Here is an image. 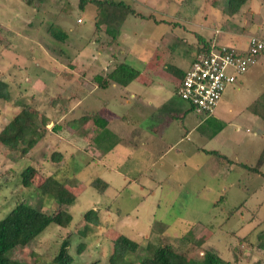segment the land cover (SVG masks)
Returning <instances> with one entry per match:
<instances>
[{"label": "rangeland", "instance_id": "1", "mask_svg": "<svg viewBox=\"0 0 264 264\" xmlns=\"http://www.w3.org/2000/svg\"><path fill=\"white\" fill-rule=\"evenodd\" d=\"M122 1L131 4L141 18L128 16L112 42L104 25L96 28L97 8L91 3L81 9L79 0H0V81L9 93V100L0 99V130L23 105L30 104L58 122L66 96L76 99L78 95L77 82L63 86V72L74 70V78L91 89V77L85 78L82 71L106 75L121 61L158 83L147 87L133 80L123 89H99L86 97L90 103L74 106L67 119L106 103L113 120L129 130L143 125L156 127L152 125L153 107L144 102L132 106L129 91L158 93L159 99L183 104L176 94L177 81L172 73L165 75L167 66L186 69L201 54L200 39L242 34L246 24L253 22L250 11H255L257 19L264 18L261 0L246 1L249 10L240 12V8L232 16L227 0ZM51 25L66 30L67 39L52 36L48 31ZM79 52L85 57H78ZM248 71L238 83L239 92L231 86L226 89L221 104L225 128L219 136L202 141L196 131L190 141L176 132L163 138L155 131L148 132L142 138L144 147L132 140L131 151L118 154L116 169L110 167L112 172L103 166L104 159H97L91 151L78 152L77 134L65 131L64 126L52 129L53 137L63 140L46 137L24 157L0 146V219L20 200L48 214L65 209L72 215L68 227L49 225L30 244L11 251L9 257L23 264H52L62 241L71 235V264H107L112 238L124 235L139 244V250L127 256L132 264L150 256L151 247L162 243L182 253L187 264H206L208 251L226 264H264V177L241 166L255 167L263 162L260 170L264 173V70ZM57 81L58 89L63 86L67 94L55 92ZM144 114L147 117L141 123L139 118ZM188 115L197 124L205 123L208 131L219 127L220 121L210 119L212 125L208 123L207 128L203 116ZM177 125L174 120L172 129ZM127 133L119 134L124 139ZM177 142L182 149L178 145L170 148ZM196 147L216 150L232 164ZM52 151L64 156L58 166L62 174L83 188L68 207L60 208L36 188L43 176L57 168L49 159ZM28 167L35 168V174L31 186L24 187L20 175ZM95 178L108 182V187L97 190L90 184ZM91 209L94 215L85 221L83 214ZM79 243L84 245L80 253Z\"/></svg>", "mask_w": 264, "mask_h": 264}, {"label": "trees", "instance_id": "2", "mask_svg": "<svg viewBox=\"0 0 264 264\" xmlns=\"http://www.w3.org/2000/svg\"><path fill=\"white\" fill-rule=\"evenodd\" d=\"M247 0H227V11L230 16L235 15L242 5ZM264 3V0H261ZM80 7L83 9L84 5L91 3L97 8V22L96 28L102 24L105 27L106 34L111 38L110 41L114 42L119 34V28L128 16L140 17L139 13L133 8L131 4L122 0H79ZM141 18V17H140ZM52 36L60 41L67 39L68 32L51 25L48 29ZM258 37V36H257ZM214 40L200 39L201 53H207L214 46ZM199 49V48H198ZM200 54V53H199ZM197 57V56H196ZM194 57V59L196 58ZM193 59V60H194ZM167 72L172 73L175 80L180 81L183 78L184 72L172 65L167 66ZM139 72L128 65L125 61H121L106 75L95 74L91 80L99 89H106L110 85L125 88L130 82L136 80ZM4 82L0 81V99L9 100V93L4 87ZM66 105L62 108L64 109ZM33 105H23L19 113H17L12 120L0 130V146L11 149L21 157L26 156L31 152L38 143L44 140L49 130L47 125L50 120L44 116ZM254 113L258 114L255 110ZM40 116V121L37 119ZM264 119V114L262 115ZM100 120L98 112H91L84 115L79 119H73L69 123L72 128L76 129L78 126H83L92 122L97 128H104L101 125L103 122ZM58 124H54L52 128L55 129ZM223 125H219L213 133L215 136L221 131ZM207 154H211L218 158L220 161L224 160L230 163L224 155L219 154L217 151L205 150ZM49 159L55 163L57 167L55 171L43 176L36 185L38 191L54 199L57 205L68 207L76 200L77 196L81 193L82 185H71V178L64 173L62 174L60 165L62 155L60 152L53 151ZM261 164H259L260 166ZM247 170L257 173L264 177L260 171L259 166L248 167L242 165ZM35 169V168H34ZM33 168H26L21 173V184L24 187H30L35 171ZM97 190L103 191L107 188V183L100 178H95L91 183ZM94 210L91 209L83 214L85 221L91 220L94 215ZM72 221V215L65 209H58L52 214H48L37 206H33L23 200L14 204L11 210L0 219V264H23L19 261L13 260L9 257V253L17 247H24L30 244L34 239L41 235L44 230L51 224L61 228H66ZM98 219H95V224ZM70 236L64 239L58 249L57 255L53 258L52 264H71L74 257L69 253ZM247 239V238H246ZM84 248L81 243L77 244V251L80 253ZM139 250V244L129 239L124 235H117L112 238L111 249L107 258V264H132L127 256L136 253ZM152 254L140 259L138 264H187L186 257L175 250L173 246L167 243H162L151 247ZM206 264H226L216 253L207 252ZM195 264V263H194Z\"/></svg>", "mask_w": 264, "mask_h": 264}, {"label": "crops", "instance_id": "3", "mask_svg": "<svg viewBox=\"0 0 264 264\" xmlns=\"http://www.w3.org/2000/svg\"><path fill=\"white\" fill-rule=\"evenodd\" d=\"M247 1H250V0H247ZM247 6H249V4L242 6L240 9V12H244L245 10H247L248 9ZM254 13H255V11H250L253 22L246 24V27L242 30V34L233 36L232 33H228V34H226V36L222 35L218 39H214V41H215L214 44L219 45V46L222 45V46L235 47V48L241 49V48L245 47V41L252 34H255L258 37L264 39V30H262V28H263L262 26L264 25V22H263L264 18L262 16V18L257 19V17H255L256 14H254ZM229 37H233V39H235V41L232 38H231L232 39L231 40ZM77 55H78V57H82V58L85 57L84 52H79ZM187 68L184 70H182L180 68H177V69H180L182 71H186ZM254 70H255V73H258V71H260V70H264V57H261L258 60V63L255 66L250 68V71H254ZM248 72L249 71H247L246 74ZM165 73H167V74H165ZM165 73H163V74L168 76L169 73L166 71H165ZM74 74H75L74 70H72L70 72H67V71L63 72L62 77L64 76V78H65V80H64L65 83L63 84V86L65 88H67V87H70V85L72 83L77 82L78 86L75 89L76 91H78L77 98L76 99H68L69 97L66 96V98H67V99H65L66 104L65 103L63 104V106L64 105H66V106L63 109L64 111H62L63 113L60 112L59 121L54 122L53 120L50 119V122L47 125V129L49 130V134L47 137L50 136L51 140L53 138H55V137H53V136H55V133H53V131H52V129L54 130V128H52L54 124H58L61 127L64 126L65 131L68 130V132H70V134H73V133L77 134L78 140L75 141L77 151L79 150L78 152H83V153H85V152L88 153L91 151V153L97 159H104L103 160V166L107 165L109 167V172H112V168L116 169V166H114V164H115V161L117 162V160H118L117 156L119 153L124 155L125 153H129V151H131L132 148H130L131 147L130 145H132V140H134V141L138 140V141H140L141 146H143V147L145 146V144L142 141V138L143 137L146 138L149 135L148 132L155 131V133L157 132L158 134H160V137H162V138L164 136H166L167 134L169 135V137H172L170 132L172 134H174L176 132V135H179L180 137H183V138L188 136L190 141H192V132L197 131L199 139H201L202 141H206L207 139H214L217 136H219L222 133L223 129L225 128V124H224L225 122H222V120H223L222 117L224 116L223 115L224 113L221 109L222 108L221 104L223 103L225 93L223 95L221 102L215 108L214 112L209 116H204V115H201V114L197 113L196 111H194L187 103H185L181 99L180 100L183 102V104L176 103V102L172 101V99H169V98L159 99L160 96H158V93L150 94V93L143 92V93L138 94V93H134L132 91H129L131 100L134 101V105H132V106H135L136 103H143L144 102L146 105L153 107V109L155 111H154L153 116H152V119L154 120V121H152V123H153L152 125L156 124L157 125L156 127L150 126L149 129H147V127L143 125L140 128H135V130H132V129L129 130V128L127 129V127L123 123H118L117 121L113 120L115 118L112 115L111 108L105 103V104H103L104 106H102L100 109L91 110V111L84 110L83 113L78 118H73V119H79L80 117H82L84 115H88L91 112H98L99 116H100V120L103 122L101 125H104V128H97L95 124L90 122V123L85 124L83 126H78L76 129H74V128H72V126L69 123L73 119L68 120L67 114H69L71 112L73 113L74 106L85 104L86 101H88L90 103L91 99H87L86 97H88V95H92L97 90H99V88H97V86L94 83H93V88H91V89L86 88V86L83 83L81 84L80 79L77 80L76 78H74ZM81 74H82V76L84 75L85 78H89V76L92 78L95 73L93 75H91L92 73L89 69L88 71L87 70L82 71ZM246 74L244 73V74L238 76L236 82L233 85H231V87L234 90H236L237 92H239L241 90L238 83L242 82V79H243L244 75H246ZM135 81L139 82L140 85H144V86L149 85L150 86L151 84L152 85L154 84L155 79L153 77L151 79H147L143 76L138 75V77L136 78ZM56 83L58 85H56ZM56 83H55V86H56L55 92L56 93L58 92L57 94L60 93L61 95H64V94L68 93V92L63 90L64 89L63 86L60 89H58L59 88V82L57 81ZM156 83H158V82H156ZM178 84H179V81H178L177 85ZM177 85L175 88H177ZM110 86L114 87L115 85H110ZM60 90H62V91H60ZM69 94H70V92H69ZM69 96H71V95H69ZM136 98H138V99H136ZM50 102H53V100L51 99ZM67 102L68 103L71 102L70 104L72 106L70 108H69V106H67ZM128 102H129V100H128ZM143 107H145V105H143ZM192 112H194L198 116L201 115L205 118L204 122L207 123V128L210 127L208 125V123L210 125H212V122L209 121L210 119L215 120L216 122L220 121L217 123H218V125H223L221 131L218 132L215 136H212V133L214 130L208 131V129H206L204 127L205 123L197 124L194 120H192V117H190L188 115ZM140 117L141 118H139V122L142 123L143 119H145L147 117V115H145V114L140 115ZM174 120H175V122H177L180 125V126L177 125L176 129H172L173 124H174ZM48 126H50V127H48ZM124 131L128 132V133H127L126 138L122 139L120 137L119 133H122ZM130 135H132V138L130 139L131 144H129L130 142L128 140ZM55 139L63 140L60 137L55 138ZM51 140H46V141H51ZM175 145H178V147H181V146H179L180 142H177L176 144L173 143L170 146V148L175 146ZM50 146H52V144ZM123 149H125V151ZM181 149H182V147H181ZM189 150H190L189 153H192V147ZM195 150L204 152L206 149L196 147ZM56 152H58V151H56ZM204 153L207 154L206 152H204ZM261 156H262V153H261ZM63 160H64V156L62 155V159H61L60 164H62ZM230 164H232V161L230 163H228V165H230ZM262 166H263V164L261 165L260 169L262 168ZM110 167H112V168H110ZM71 180H73V179H71ZM102 181H104V180H102ZM104 182H106V181H104ZM106 183H107V187H108L109 183L108 182H106ZM73 184H78V183L76 181L71 182V185H73ZM150 222L151 221H149V223Z\"/></svg>", "mask_w": 264, "mask_h": 264}, {"label": "built area", "instance_id": "4", "mask_svg": "<svg viewBox=\"0 0 264 264\" xmlns=\"http://www.w3.org/2000/svg\"><path fill=\"white\" fill-rule=\"evenodd\" d=\"M261 57H264V39L257 36H249L241 49L214 45L191 62L178 84L177 96L197 113L209 116L226 89Z\"/></svg>", "mask_w": 264, "mask_h": 264}]
</instances>
